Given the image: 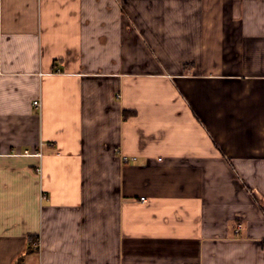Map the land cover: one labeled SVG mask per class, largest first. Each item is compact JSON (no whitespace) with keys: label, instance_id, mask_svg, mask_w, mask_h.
Listing matches in <instances>:
<instances>
[{"label":"crops","instance_id":"crops-1","mask_svg":"<svg viewBox=\"0 0 264 264\" xmlns=\"http://www.w3.org/2000/svg\"><path fill=\"white\" fill-rule=\"evenodd\" d=\"M19 263L264 264V0H0Z\"/></svg>","mask_w":264,"mask_h":264},{"label":"built area","instance_id":"built-area-1","mask_svg":"<svg viewBox=\"0 0 264 264\" xmlns=\"http://www.w3.org/2000/svg\"><path fill=\"white\" fill-rule=\"evenodd\" d=\"M34 104H35L36 106H38V107H41V101H40V100H35V101H34ZM133 159H135V158H133ZM123 160H124V161H128L129 158H128L127 156H124V157H123ZM141 200L146 201V198H145L144 196H142V197H141ZM35 243H36V245H39V244H40L39 241H36Z\"/></svg>","mask_w":264,"mask_h":264},{"label":"trees","instance_id":"trees-1","mask_svg":"<svg viewBox=\"0 0 264 264\" xmlns=\"http://www.w3.org/2000/svg\"><path fill=\"white\" fill-rule=\"evenodd\" d=\"M20 264V263H19Z\"/></svg>","mask_w":264,"mask_h":264}]
</instances>
